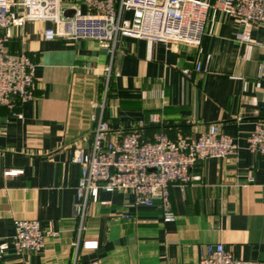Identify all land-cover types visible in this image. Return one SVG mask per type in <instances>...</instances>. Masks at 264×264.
Returning <instances> with one entry per match:
<instances>
[{"label": "crops", "instance_id": "1", "mask_svg": "<svg viewBox=\"0 0 264 264\" xmlns=\"http://www.w3.org/2000/svg\"><path fill=\"white\" fill-rule=\"evenodd\" d=\"M59 4L64 15L88 10L84 0ZM52 25L17 22L4 32L7 49L35 63L37 89L32 101L14 97L13 106H0V264H73L78 238L99 242L80 247V259L103 264H195L218 242L236 258L264 264V158L248 147L264 118V27L213 7L199 45L123 36L111 57L99 40H46ZM240 32L252 40L242 42ZM198 61L202 71L187 77L183 70ZM108 74V141L136 129L146 138L158 130L198 138L218 124L239 144L236 156L208 157L194 166L190 183L172 184L174 222L164 221L159 201L135 207L132 192L101 190L79 231L81 168L72 156L92 147L90 116ZM17 219H38L59 234L39 251L18 253L11 243Z\"/></svg>", "mask_w": 264, "mask_h": 264}, {"label": "built area", "instance_id": "2", "mask_svg": "<svg viewBox=\"0 0 264 264\" xmlns=\"http://www.w3.org/2000/svg\"><path fill=\"white\" fill-rule=\"evenodd\" d=\"M87 12L76 9L72 16H65L59 0H0V106H13V98L21 102L32 101L37 89L35 63L23 52L7 49L5 30L12 24L24 21H50L52 26L44 31L46 40L94 39L108 46L114 55L123 36L146 38L167 42H185L199 45L205 31L210 10L218 7L224 13L240 18L245 26L264 27V0H84ZM127 12H132L128 18ZM242 42L251 37L238 33ZM111 67L108 68L110 72ZM202 71L201 62L183 70L189 77ZM110 76L101 102L90 119L94 124L92 147L86 151L77 148L72 161L81 168L76 192L74 216L79 221V231L84 229L90 202L98 200L101 190L113 192L128 190L133 193L132 206H153L159 201L165 222H174L170 188L182 186L193 180L194 166L208 157L236 156L239 144L236 139L222 132L213 124L198 138L179 135L172 139L158 130L153 138H146L140 130H133L118 139L107 140L110 124L105 117L106 98ZM21 118L22 114H18ZM144 123V120L140 121ZM151 123L157 122L152 114ZM248 147L264 158V118L259 119L248 137ZM126 214L125 217H130ZM11 243L18 253L39 251L50 236L58 231L44 227L38 219H17ZM73 264H103L99 259H80L79 249L93 250L99 247L97 240L73 242ZM3 246L0 243V257ZM195 264H256L251 260L236 258L223 242L206 246Z\"/></svg>", "mask_w": 264, "mask_h": 264}, {"label": "trees", "instance_id": "3", "mask_svg": "<svg viewBox=\"0 0 264 264\" xmlns=\"http://www.w3.org/2000/svg\"><path fill=\"white\" fill-rule=\"evenodd\" d=\"M110 85H111V77H110L109 86H108V94H109V90H110Z\"/></svg>", "mask_w": 264, "mask_h": 264}, {"label": "water", "instance_id": "4", "mask_svg": "<svg viewBox=\"0 0 264 264\" xmlns=\"http://www.w3.org/2000/svg\"><path fill=\"white\" fill-rule=\"evenodd\" d=\"M65 16H70L69 14L65 13Z\"/></svg>", "mask_w": 264, "mask_h": 264}]
</instances>
